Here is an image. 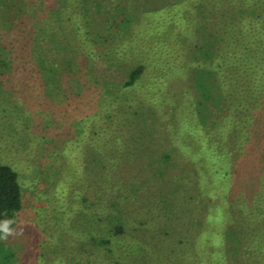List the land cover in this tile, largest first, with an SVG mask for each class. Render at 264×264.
I'll return each instance as SVG.
<instances>
[{
    "label": "trees",
    "instance_id": "1",
    "mask_svg": "<svg viewBox=\"0 0 264 264\" xmlns=\"http://www.w3.org/2000/svg\"><path fill=\"white\" fill-rule=\"evenodd\" d=\"M12 1L23 7L43 4L48 10L43 21L36 20L43 24V37L37 39L39 45L33 37L31 50L39 77L40 99L44 98L42 85L47 89L49 81L61 83L66 77L76 79L85 70L95 77V60L107 56L106 48L99 49L100 46L133 24L138 18L136 3L140 5L139 1L145 7L166 1L168 13H180L191 37L185 46L190 54L187 61H181L184 70L180 77L192 86L186 89L195 96L192 113L187 114V109L176 110L175 118L165 125L166 131L158 132L159 136L151 135L146 129L157 132L162 128L156 126L161 124V119L150 105L125 107L123 118L107 114L110 124L118 125L120 132L129 135L125 138L127 144L138 142L145 147L147 163L144 166L150 168L145 171L147 181L141 182L135 171L127 177L121 174L124 170H118L115 163L120 160L119 151L101 147L107 142L101 141L89 153L92 168L87 170L95 182L99 209H108L104 217L94 212L89 219L95 227L91 236L93 247L105 253L108 264H145L146 256L158 259L171 250L168 245L162 249L163 253L156 254L151 231L140 236L138 233L137 238L135 232L139 228L127 229L133 219L125 215L129 208L122 205L124 200L152 202L151 208L157 210V198L147 197L150 181L154 180L158 187L150 193L160 194L161 214L169 224L175 218H182V214L188 217L187 214L193 213L194 219L183 220L187 229L182 232L200 228V231L195 228L193 240L203 233L201 227L210 224L213 208L226 199L227 210L219 221L221 258L225 264H264V0ZM158 7L157 11L163 5ZM19 14L4 16L0 22V75H11L12 68L21 65L16 62L25 58L14 56L12 59V52L23 47L19 41H29L28 31L23 36L11 34L14 21L21 19ZM67 30L71 33L61 37L60 33ZM62 42L68 46H65L67 54L61 50ZM20 54L23 53L20 51ZM121 58L114 57L112 66L120 65ZM145 74L143 64L134 66L126 74L124 87L140 84ZM139 117L141 121L135 122ZM138 127L144 133L136 139L133 131ZM182 128L190 136L186 138L188 142L178 143ZM116 132V129L109 132L111 139L108 140L112 143L120 142ZM191 140L197 144L195 151ZM210 178L226 183V192L217 191L215 197L209 189L214 184ZM194 199L201 207H190ZM22 208L19 174L11 165L0 164V220H13V228ZM164 233L170 234L168 229ZM13 255L0 248V264H9ZM215 257L213 249L204 248L200 264H214Z\"/></svg>",
    "mask_w": 264,
    "mask_h": 264
},
{
    "label": "rangeland",
    "instance_id": "2",
    "mask_svg": "<svg viewBox=\"0 0 264 264\" xmlns=\"http://www.w3.org/2000/svg\"><path fill=\"white\" fill-rule=\"evenodd\" d=\"M139 2L140 5L136 3L138 18L133 24L127 29L122 28L107 44L100 46L99 49L106 48L107 56L95 60L96 76L85 70L76 79L66 77L61 83L49 81L47 89L44 90L42 85V99L38 95L41 88L37 84L39 77L31 50L33 37L38 45L37 39L43 37V24L36 20L43 21L48 10L43 4L23 7L12 0L0 2V22L4 16L20 13L21 19L14 21L11 34L23 36L26 31L29 33V41L20 40L19 46L23 47L12 52V59L14 56L25 57L16 62L21 65H15L11 75H0V164H9L18 172L23 193V208L13 227L17 233L22 228V234L0 239V248L14 254L9 264H108L105 253L93 247L91 239L95 227L89 219L94 212L104 217L108 209H99L95 182L87 170L92 168L89 153L101 145V141L107 142L101 147L119 151L120 160L115 163L118 170H124L121 174L127 177L135 171L141 182L147 181L145 171L150 167L144 166L147 163L145 147L138 142L127 144L125 138L129 135L120 132L118 125L110 124L107 114L123 118L126 116L122 113L129 106L150 105L161 119L162 125L155 123L156 126L162 128L157 132L149 127L146 129L151 135L159 136L158 132L166 131L165 125L175 118L176 110L187 109V114L192 113L195 96L186 91L191 86L190 81L180 77L184 70L181 61H187L190 54L185 47L191 38L189 26L180 18V13L167 12L166 1L158 3V6L163 5L158 11V6L149 4L145 7L143 1ZM35 22L40 25H34ZM69 30L61 32L60 36L67 37V33H71ZM62 43L61 50L67 54L65 46H68ZM114 57H122L121 66H112ZM138 64L145 66L146 74L140 84L125 88L127 72ZM183 83L185 86L181 85ZM139 121L140 117L135 120ZM113 129L117 130L119 143L108 140ZM133 132L136 139L144 133L140 127ZM189 136V131L182 128L178 143H183ZM191 142L195 151L197 144L195 140ZM183 158L186 159V155ZM215 179L210 178L214 184L209 189L217 197L215 193L224 192L227 184ZM157 187L151 180L147 192V197L159 201L156 211L151 208L152 202L132 203L130 199L122 203L129 208L125 215L133 219L128 230L139 228L140 231L135 232L137 238L138 233L140 236L151 231L156 254L163 253L162 249L168 245L171 247L161 258L146 256L145 264H200L204 248L216 252L214 264H225L219 253L222 233L219 221L227 210L226 199L225 203L213 208L210 224L201 227L203 233L193 240L195 230L200 231L197 226L182 233L187 229L183 220L194 219L193 213L187 214L188 217L182 214V218H175L172 225L169 224L161 214L163 199L160 194L150 193ZM193 202L190 207H201L197 199ZM176 214L179 215L178 209ZM167 229L169 235L164 233ZM127 243L131 244L129 240Z\"/></svg>",
    "mask_w": 264,
    "mask_h": 264
},
{
    "label": "clouds",
    "instance_id": "3",
    "mask_svg": "<svg viewBox=\"0 0 264 264\" xmlns=\"http://www.w3.org/2000/svg\"><path fill=\"white\" fill-rule=\"evenodd\" d=\"M13 223L14 221L9 219L0 220V239H7L9 236L22 234V228L20 233H17L16 230L11 227Z\"/></svg>",
    "mask_w": 264,
    "mask_h": 264
}]
</instances>
